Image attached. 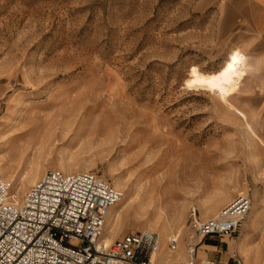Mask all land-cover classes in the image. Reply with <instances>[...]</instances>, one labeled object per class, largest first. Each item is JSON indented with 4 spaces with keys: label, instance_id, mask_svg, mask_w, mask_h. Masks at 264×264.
Masks as SVG:
<instances>
[{
    "label": "rangeland",
    "instance_id": "rangeland-1",
    "mask_svg": "<svg viewBox=\"0 0 264 264\" xmlns=\"http://www.w3.org/2000/svg\"><path fill=\"white\" fill-rule=\"evenodd\" d=\"M196 1L0 0V176L21 203L48 170L95 174L123 193L103 237L157 234L155 264L184 263L193 220L245 195L237 255L264 264L261 66Z\"/></svg>",
    "mask_w": 264,
    "mask_h": 264
},
{
    "label": "built area",
    "instance_id": "built-area-1",
    "mask_svg": "<svg viewBox=\"0 0 264 264\" xmlns=\"http://www.w3.org/2000/svg\"><path fill=\"white\" fill-rule=\"evenodd\" d=\"M13 197L0 176V264H155L160 241L153 232L142 230L104 243L106 218L123 193L91 172L48 170L21 203ZM249 208V198L239 195L215 217L202 223L194 219L195 239L181 264H204L197 260L200 242L235 235ZM178 241V235H171L167 249L175 252ZM231 260L242 264L234 254Z\"/></svg>",
    "mask_w": 264,
    "mask_h": 264
},
{
    "label": "crops",
    "instance_id": "crops-1",
    "mask_svg": "<svg viewBox=\"0 0 264 264\" xmlns=\"http://www.w3.org/2000/svg\"><path fill=\"white\" fill-rule=\"evenodd\" d=\"M196 10L206 12L216 18L221 32L232 38L239 46L250 50L252 65H260V80L264 81V0H197ZM239 49H232L225 62L234 57ZM243 53V52H242ZM244 58L247 59L243 53ZM217 245H205L209 248H197V260L205 254L208 261L214 264H232V255H237V245L233 236L216 239ZM225 249V251H224ZM249 258L246 259V264Z\"/></svg>",
    "mask_w": 264,
    "mask_h": 264
},
{
    "label": "bare ground",
    "instance_id": "bare-ground-1",
    "mask_svg": "<svg viewBox=\"0 0 264 264\" xmlns=\"http://www.w3.org/2000/svg\"><path fill=\"white\" fill-rule=\"evenodd\" d=\"M232 60L235 61L236 58H233ZM236 75H237L236 73L229 71L227 73H224L222 76L216 77L213 80V84H212L214 90H216V91H218L220 93H222V92L229 93V92H232L233 90H235V88H237V85H238V79H237V76ZM17 197L18 196L15 195L13 198H15V201L19 203V200L17 199ZM112 208L110 209V211L112 210ZM108 215H109V213H108ZM107 219H108V216H107L106 220ZM158 239H159V237H158ZM168 239H167V242H168ZM103 241H104V243L106 245H110L112 243V240H107L104 237H103ZM169 252H170V250H169ZM175 252H170V253H175ZM153 257H154V255H153ZM208 262H210V261H208ZM206 263L207 262H205V264Z\"/></svg>",
    "mask_w": 264,
    "mask_h": 264
},
{
    "label": "trees",
    "instance_id": "trees-1",
    "mask_svg": "<svg viewBox=\"0 0 264 264\" xmlns=\"http://www.w3.org/2000/svg\"><path fill=\"white\" fill-rule=\"evenodd\" d=\"M206 241L209 243V245H216L214 243H217L216 240L215 241L214 240L212 241L211 239L210 240L209 239L208 240L206 239Z\"/></svg>",
    "mask_w": 264,
    "mask_h": 264
}]
</instances>
